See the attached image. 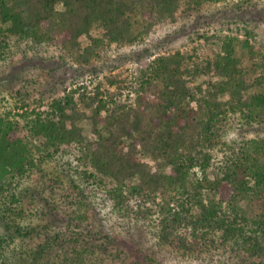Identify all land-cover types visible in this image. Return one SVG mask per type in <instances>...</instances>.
I'll list each match as a JSON object with an SVG mask.
<instances>
[{
  "label": "trees",
  "instance_id": "1",
  "mask_svg": "<svg viewBox=\"0 0 264 264\" xmlns=\"http://www.w3.org/2000/svg\"><path fill=\"white\" fill-rule=\"evenodd\" d=\"M217 1L0 0L2 71L20 53L53 78L43 116L0 114V264H162L122 244L107 208L152 225L189 263L224 253L264 264V137L249 136L264 133V50L203 36L206 52L157 56L135 82L109 75L57 96L72 76L109 67L111 48H142L179 9Z\"/></svg>",
  "mask_w": 264,
  "mask_h": 264
},
{
  "label": "rangeland",
  "instance_id": "2",
  "mask_svg": "<svg viewBox=\"0 0 264 264\" xmlns=\"http://www.w3.org/2000/svg\"><path fill=\"white\" fill-rule=\"evenodd\" d=\"M246 0H218L210 6L206 4L197 12L184 11V7L177 11L174 21L166 20L153 26L151 33L144 39L142 48L124 45L122 48H111L107 57L109 67L99 69L98 75H74L69 83L58 89L57 96L64 97L67 93H76L85 87H91L99 81H104L109 75L119 77L125 82H135L141 70L144 69L155 57L168 55L176 51L192 53L194 49L203 54L211 43H219L229 37L248 39L249 43L264 50V2L263 0H249L250 5L245 12L239 10ZM207 37L211 43L202 44L200 37ZM203 39V38H202ZM138 44V45H139ZM139 54H141L139 56ZM11 63L8 70L0 68V114L10 112L12 115L22 113L18 119L25 123L32 116L31 111L41 113L49 110L53 95L47 88L53 78L51 66L42 61L30 62L22 58V54H14L8 61ZM60 77H65V70H61ZM69 78V76H68ZM44 94L43 96L39 95ZM26 94L30 96L25 97ZM21 98L28 106L23 108ZM22 103V102H21ZM24 106V105H23ZM250 137H264L263 132L250 133ZM28 184L38 185L39 174L31 175ZM91 201L100 204L101 198L97 191H87ZM31 203L25 199L23 206L28 208ZM101 207V205H100ZM103 208V206H102ZM110 229L122 240L127 249L136 248L146 255L152 256L162 264H219V261H230L232 255H219L211 260H196L189 263L180 254H175L167 248L159 246L153 233V226L147 222L120 219L111 208L104 210ZM38 240V239H37ZM39 242V240H38ZM34 244V243H33ZM233 257V256H232ZM109 260L110 264H121V260ZM237 263V262H236Z\"/></svg>",
  "mask_w": 264,
  "mask_h": 264
}]
</instances>
